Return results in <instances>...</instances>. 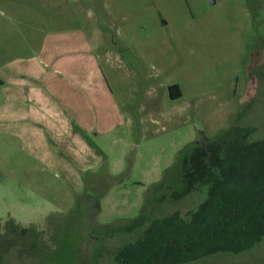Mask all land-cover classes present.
Returning <instances> with one entry per match:
<instances>
[{
  "label": "rangeland",
  "instance_id": "obj_1",
  "mask_svg": "<svg viewBox=\"0 0 264 264\" xmlns=\"http://www.w3.org/2000/svg\"><path fill=\"white\" fill-rule=\"evenodd\" d=\"M74 26L104 35L102 48L124 60L113 59L109 73L126 124L93 137L106 160L86 172L80 190L72 184L87 222L125 221L146 203L152 217L176 209L185 214L201 194L175 198L170 191L181 189V162L195 140L233 125L254 126L253 137L264 136V0H0V63L27 52L37 35ZM173 83L182 97L172 98ZM38 163L17 136L0 131V264L16 245L28 260L40 250L55 251V223H66L68 210H77L74 203L51 210L67 204L64 188L52 181L55 170L37 172ZM17 224L31 226L30 235L17 234ZM84 233L78 254L64 251L62 261L74 254L76 264H113L115 251L138 236ZM51 258L59 264L60 256ZM186 264H264V239L248 250L210 253Z\"/></svg>",
  "mask_w": 264,
  "mask_h": 264
},
{
  "label": "trees",
  "instance_id": "obj_2",
  "mask_svg": "<svg viewBox=\"0 0 264 264\" xmlns=\"http://www.w3.org/2000/svg\"><path fill=\"white\" fill-rule=\"evenodd\" d=\"M169 89L172 98L182 97L178 83L171 84ZM255 130L254 126L233 125L214 137L204 133L194 141L191 152L181 162V189L171 187L170 191L175 198L201 194V199L187 213L176 209L152 217L151 210H146V203L137 215L125 221L97 225L86 221L87 211L81 210L77 199V210H68L66 223L63 219L54 225L55 240L59 244L55 251L47 254L40 250L28 260L21 256L16 245L3 253L6 256L4 264L16 257L15 264L27 260L29 264H50L51 256L55 260L60 256L59 264H76L74 254L67 256L65 261L61 255L64 251L68 255L70 250L77 253V240L85 238V231L97 239L117 233H138L135 239L115 251L113 264H186L210 253L252 248L264 239V136L253 137ZM179 160L180 156L177 164ZM106 181L105 191L110 187L109 180ZM101 197L102 194L98 201ZM95 213L86 218L91 220ZM13 229L24 237L32 231L31 226L19 224Z\"/></svg>",
  "mask_w": 264,
  "mask_h": 264
},
{
  "label": "crops",
  "instance_id": "obj_3",
  "mask_svg": "<svg viewBox=\"0 0 264 264\" xmlns=\"http://www.w3.org/2000/svg\"><path fill=\"white\" fill-rule=\"evenodd\" d=\"M94 32L78 26L48 30L27 52L0 63V131L35 154L37 172L55 170L52 181L64 188L67 204L51 210L74 205L73 188L80 190L86 172L106 160L93 137L126 124L109 73L113 59L124 60L102 48L106 37Z\"/></svg>",
  "mask_w": 264,
  "mask_h": 264
}]
</instances>
